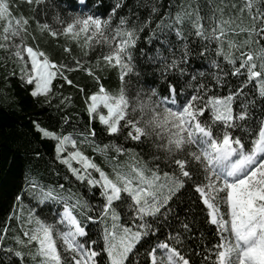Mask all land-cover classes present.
Here are the masks:
<instances>
[{"label":"snow or ice","instance_id":"6c2138e0","mask_svg":"<svg viewBox=\"0 0 264 264\" xmlns=\"http://www.w3.org/2000/svg\"><path fill=\"white\" fill-rule=\"evenodd\" d=\"M0 72L39 110L0 264H264V0H0Z\"/></svg>","mask_w":264,"mask_h":264},{"label":"trees","instance_id":"16d2710c","mask_svg":"<svg viewBox=\"0 0 264 264\" xmlns=\"http://www.w3.org/2000/svg\"><path fill=\"white\" fill-rule=\"evenodd\" d=\"M105 2L107 3V0ZM164 2L167 3V0ZM185 2L187 3L188 0ZM41 47L53 53L54 58H64L60 50L50 40L47 44L42 43ZM2 74L0 72V76ZM70 76L81 84L87 83V77L82 72H73ZM9 80L10 85L8 86H5L3 80H0V89L4 87L8 89L6 93H0V205L3 208L7 207L15 185L18 158L24 153L26 139L30 138L27 135L29 132L28 120L31 116L39 114V110L32 106V99L18 86V81L11 77ZM56 83L59 84L60 82L56 81ZM105 84L109 87H115V77L112 80H105ZM61 91L64 95L71 93L73 96L74 107L69 109V113L81 112L83 97L77 93L76 89L65 85ZM47 111L54 112V109ZM97 128H99L98 125ZM86 151L91 154L90 150L86 149ZM97 161L101 162L99 156H97ZM57 167L63 173V167L59 165ZM39 168L42 172L44 171L43 162L40 163ZM44 179L48 181L55 179V177L45 173ZM3 214V210L0 209V217H3Z\"/></svg>","mask_w":264,"mask_h":264}]
</instances>
